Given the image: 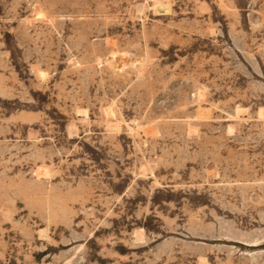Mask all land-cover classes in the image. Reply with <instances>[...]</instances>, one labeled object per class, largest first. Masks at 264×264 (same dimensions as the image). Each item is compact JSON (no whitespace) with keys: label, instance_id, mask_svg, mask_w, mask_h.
<instances>
[{"label":"rangeland","instance_id":"rangeland-1","mask_svg":"<svg viewBox=\"0 0 264 264\" xmlns=\"http://www.w3.org/2000/svg\"><path fill=\"white\" fill-rule=\"evenodd\" d=\"M0 264H264V0H0Z\"/></svg>","mask_w":264,"mask_h":264},{"label":"bare ground","instance_id":"bare-ground-1","mask_svg":"<svg viewBox=\"0 0 264 264\" xmlns=\"http://www.w3.org/2000/svg\"><path fill=\"white\" fill-rule=\"evenodd\" d=\"M188 126H190V125H188ZM188 132L191 133V132H193V130H191V128L189 127Z\"/></svg>","mask_w":264,"mask_h":264}]
</instances>
